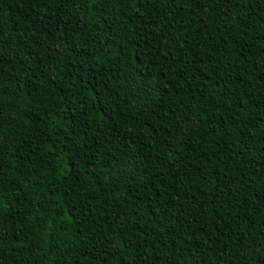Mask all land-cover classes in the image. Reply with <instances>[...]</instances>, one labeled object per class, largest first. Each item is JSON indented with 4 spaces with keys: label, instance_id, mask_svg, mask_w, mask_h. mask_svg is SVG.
Wrapping results in <instances>:
<instances>
[{
    "label": "trees",
    "instance_id": "16d2710c",
    "mask_svg": "<svg viewBox=\"0 0 264 264\" xmlns=\"http://www.w3.org/2000/svg\"><path fill=\"white\" fill-rule=\"evenodd\" d=\"M159 7L0 0L2 264L264 260V0Z\"/></svg>",
    "mask_w": 264,
    "mask_h": 264
},
{
    "label": "snow or ice",
    "instance_id": "6c2138e0",
    "mask_svg": "<svg viewBox=\"0 0 264 264\" xmlns=\"http://www.w3.org/2000/svg\"><path fill=\"white\" fill-rule=\"evenodd\" d=\"M31 2L39 6L41 4L46 5L48 0H31ZM86 2L87 0H81V3H86ZM119 2L123 3L125 7L129 5L134 7L135 12L133 13V15L141 16V19H142L141 10L142 9L145 10L143 15H147L150 18V20L153 23H155V21L160 16V12L162 11V9L159 7L160 5H164V7H168L169 5H175L177 10H182V5L185 2V0H180L179 3H177V0H119ZM203 2L206 6H210L216 3V0H203ZM196 3L199 4L200 0H196ZM153 13H155V16H153ZM141 28L144 31L146 40L152 36V31L150 29L149 23L143 22V19H142ZM153 42H154V38H153ZM160 46L162 47L163 45H160ZM140 55H144V53H141ZM0 63H3V61L0 60ZM4 127L5 125L3 121L0 120V146H2V143H3L2 137L5 134L3 131ZM2 155L3 153H0V156ZM0 183H2V180H0ZM3 200H4V196L0 195V232L3 231L4 224H5V220L3 219L4 213L2 211L4 207ZM2 261H3V252H2V249H0V264H2ZM196 264H199V261H197ZM261 264H264V260L261 261Z\"/></svg>",
    "mask_w": 264,
    "mask_h": 264
}]
</instances>
